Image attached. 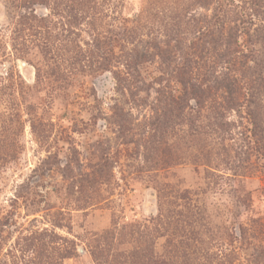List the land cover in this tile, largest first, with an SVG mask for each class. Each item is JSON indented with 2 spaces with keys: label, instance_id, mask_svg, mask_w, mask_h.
<instances>
[{
  "label": "rangeland",
  "instance_id": "rangeland-1",
  "mask_svg": "<svg viewBox=\"0 0 264 264\" xmlns=\"http://www.w3.org/2000/svg\"><path fill=\"white\" fill-rule=\"evenodd\" d=\"M0 264H264V0H0Z\"/></svg>",
  "mask_w": 264,
  "mask_h": 264
}]
</instances>
